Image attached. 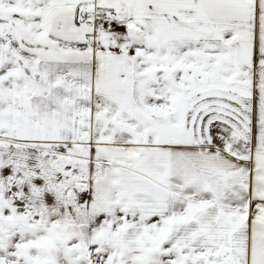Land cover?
<instances>
[{
  "label": "snow or ice",
  "instance_id": "6c2138e0",
  "mask_svg": "<svg viewBox=\"0 0 264 264\" xmlns=\"http://www.w3.org/2000/svg\"><path fill=\"white\" fill-rule=\"evenodd\" d=\"M0 264H264V0H0Z\"/></svg>",
  "mask_w": 264,
  "mask_h": 264
}]
</instances>
